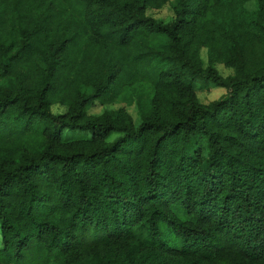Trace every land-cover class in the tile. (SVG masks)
<instances>
[{
    "label": "trees",
    "instance_id": "16d2710c",
    "mask_svg": "<svg viewBox=\"0 0 264 264\" xmlns=\"http://www.w3.org/2000/svg\"><path fill=\"white\" fill-rule=\"evenodd\" d=\"M0 264H264V0H0Z\"/></svg>",
    "mask_w": 264,
    "mask_h": 264
},
{
    "label": "rangeland",
    "instance_id": "374dc122",
    "mask_svg": "<svg viewBox=\"0 0 264 264\" xmlns=\"http://www.w3.org/2000/svg\"><path fill=\"white\" fill-rule=\"evenodd\" d=\"M147 13H148V15H150L154 18L163 19V20H168L173 15L172 10L168 5H165L162 8L157 9V10L150 9V10H148ZM217 68L223 76H226V75L232 73L231 69H228V68L224 67L223 65H217ZM198 86H200V85H198ZM224 93H225V90L223 88H210V87L202 88V87H200L197 89L198 98L203 103H207L211 100H216L221 95H223ZM126 105H127L126 100H120V101L116 102L115 104L111 105L110 107L118 108L120 106H126ZM61 109L62 108L54 107L53 111H57V110H61ZM102 109H103V106L96 105L92 108V111L94 113H100L102 111ZM128 109L130 110V112L132 113L133 116H136V113H135L133 106L128 107Z\"/></svg>",
    "mask_w": 264,
    "mask_h": 264
}]
</instances>
